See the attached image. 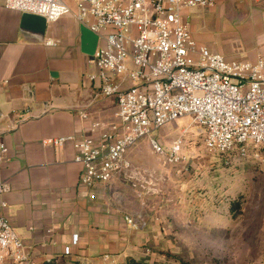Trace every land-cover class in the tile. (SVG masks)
Listing matches in <instances>:
<instances>
[{
    "label": "built area",
    "instance_id": "built-area-1",
    "mask_svg": "<svg viewBox=\"0 0 264 264\" xmlns=\"http://www.w3.org/2000/svg\"><path fill=\"white\" fill-rule=\"evenodd\" d=\"M218 1L77 0L73 11L62 0H3L6 9L38 15L47 22L72 14L100 40L92 57L96 70L87 78L99 96L115 99V121L92 122L86 137L43 141L46 147L73 145L74 162L83 169L82 187L93 191L130 177L133 165L127 151L153 130L186 116L202 126L199 133L212 154L244 158L252 149L264 151V55L250 61L212 53L196 42L183 22L186 11L212 7ZM149 144L166 164L180 165L191 158L182 152L181 137L168 150L153 138ZM7 154L8 148L0 144V162ZM8 191V185L0 183V198ZM6 206L0 203L2 209ZM126 223L135 226L132 218ZM77 242L75 235L72 247ZM72 247H65L64 255H71ZM3 261L36 264L8 218L0 214ZM99 264L115 261L104 254Z\"/></svg>",
    "mask_w": 264,
    "mask_h": 264
},
{
    "label": "crops",
    "instance_id": "crops-1",
    "mask_svg": "<svg viewBox=\"0 0 264 264\" xmlns=\"http://www.w3.org/2000/svg\"><path fill=\"white\" fill-rule=\"evenodd\" d=\"M62 1L75 11L77 0ZM227 6L249 13L243 20L252 50L242 56L255 61L264 55V0H219L207 10L223 13ZM194 10L184 13L187 28ZM22 17L0 0V144L8 148L0 162V183L9 188L0 198L7 204L0 214L36 264H99L104 254L119 261L121 256L113 255H122L126 247L119 240L121 218L112 213L109 197L99 194L108 185L93 191L81 186L83 169L74 162L71 143L43 145L48 138L89 136L92 122L115 121V100L99 96L87 78L96 70L92 57L100 40L72 14L47 22L44 34L23 27ZM190 32L208 48L199 30ZM210 51L227 59L241 57L235 50ZM75 235L78 242L72 247ZM68 246L72 254L66 256Z\"/></svg>",
    "mask_w": 264,
    "mask_h": 264
},
{
    "label": "rangeland",
    "instance_id": "rangeland-1",
    "mask_svg": "<svg viewBox=\"0 0 264 264\" xmlns=\"http://www.w3.org/2000/svg\"><path fill=\"white\" fill-rule=\"evenodd\" d=\"M194 9L188 30H199L210 50H235L238 60L252 50L243 20L249 13H236L230 6L223 13ZM201 128L186 116L153 130L127 151L133 165L130 177L100 191L122 222L119 240L126 247L122 255H113L121 256L115 264L128 257L145 264H264V151L222 158L207 151ZM179 137L182 152L191 155L180 165L166 164L149 144L153 138L168 150ZM234 202L240 205L236 214ZM126 218L135 226L129 227Z\"/></svg>",
    "mask_w": 264,
    "mask_h": 264
},
{
    "label": "water",
    "instance_id": "water-1",
    "mask_svg": "<svg viewBox=\"0 0 264 264\" xmlns=\"http://www.w3.org/2000/svg\"><path fill=\"white\" fill-rule=\"evenodd\" d=\"M22 26L34 32L44 34L47 27V21L41 16L24 13L22 17ZM84 33L85 35L90 36L89 31H85Z\"/></svg>",
    "mask_w": 264,
    "mask_h": 264
},
{
    "label": "trees",
    "instance_id": "trees-1",
    "mask_svg": "<svg viewBox=\"0 0 264 264\" xmlns=\"http://www.w3.org/2000/svg\"><path fill=\"white\" fill-rule=\"evenodd\" d=\"M221 156L223 158V156H226V155H221ZM230 157H232V156H226L224 158L230 159ZM232 205L234 206L232 208V212L235 213V214L238 213L239 212V209H240L239 203L236 204V202H234ZM124 264H145V263H143L142 261H139V260L135 259L134 257H128L126 259V261H125Z\"/></svg>",
    "mask_w": 264,
    "mask_h": 264
}]
</instances>
